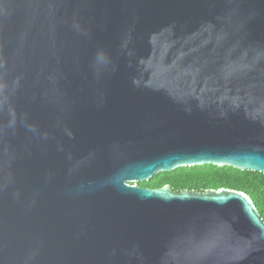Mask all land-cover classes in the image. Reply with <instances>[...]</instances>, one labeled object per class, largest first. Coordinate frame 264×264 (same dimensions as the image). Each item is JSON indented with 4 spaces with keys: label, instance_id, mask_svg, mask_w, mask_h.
<instances>
[{
    "label": "water",
    "instance_id": "1",
    "mask_svg": "<svg viewBox=\"0 0 264 264\" xmlns=\"http://www.w3.org/2000/svg\"><path fill=\"white\" fill-rule=\"evenodd\" d=\"M264 172V0H0V264H264L230 187Z\"/></svg>",
    "mask_w": 264,
    "mask_h": 264
},
{
    "label": "trees",
    "instance_id": "2",
    "mask_svg": "<svg viewBox=\"0 0 264 264\" xmlns=\"http://www.w3.org/2000/svg\"><path fill=\"white\" fill-rule=\"evenodd\" d=\"M138 183L151 188L169 184L175 191L188 189L203 192L222 186L244 190L251 195L264 219V172L262 171L204 163L163 170Z\"/></svg>",
    "mask_w": 264,
    "mask_h": 264
}]
</instances>
